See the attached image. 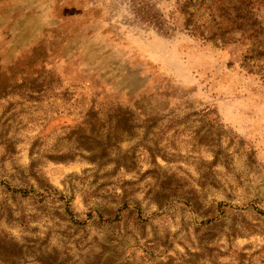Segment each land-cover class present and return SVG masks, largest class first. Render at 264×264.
Here are the masks:
<instances>
[{"label":"rangeland","instance_id":"374dc122","mask_svg":"<svg viewBox=\"0 0 264 264\" xmlns=\"http://www.w3.org/2000/svg\"><path fill=\"white\" fill-rule=\"evenodd\" d=\"M238 7L0 0V264H264V29Z\"/></svg>","mask_w":264,"mask_h":264},{"label":"trees","instance_id":"16d2710c","mask_svg":"<svg viewBox=\"0 0 264 264\" xmlns=\"http://www.w3.org/2000/svg\"><path fill=\"white\" fill-rule=\"evenodd\" d=\"M235 4H236V6L239 5L238 2H235ZM241 4L243 5V7H242V9H241V7H238L239 15H241L240 14L241 11H244V14L241 17H238V16H237V18L235 17V20H237L238 18L240 19V20H238V22L240 23L239 27L241 29H243L245 32H246V30H248L245 27L246 25L247 26L248 25L254 26V28L256 26H259L261 29H264L263 25L261 24V22L256 17L255 10L254 9L252 10V8L250 7V4H251L250 0H241Z\"/></svg>","mask_w":264,"mask_h":264}]
</instances>
